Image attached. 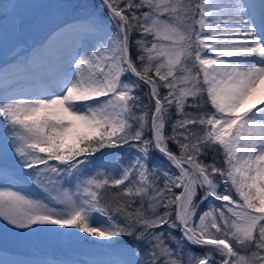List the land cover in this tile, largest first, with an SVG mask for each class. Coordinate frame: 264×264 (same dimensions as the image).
Masks as SVG:
<instances>
[{
    "label": "snow or ice",
    "instance_id": "6c2138e0",
    "mask_svg": "<svg viewBox=\"0 0 264 264\" xmlns=\"http://www.w3.org/2000/svg\"><path fill=\"white\" fill-rule=\"evenodd\" d=\"M0 51L6 231L86 246L48 264H264V0H0Z\"/></svg>",
    "mask_w": 264,
    "mask_h": 264
},
{
    "label": "rangeland",
    "instance_id": "374dc122",
    "mask_svg": "<svg viewBox=\"0 0 264 264\" xmlns=\"http://www.w3.org/2000/svg\"><path fill=\"white\" fill-rule=\"evenodd\" d=\"M37 2L40 3H52L54 0H37ZM38 12L46 11L45 9H38L36 10ZM33 38L36 36V33L32 34L30 33ZM6 62L5 56L3 51H0V64H4ZM19 189L23 192L28 194L29 196L33 198H44V193L36 188L35 186H32L31 184H28L26 182H21L17 185ZM27 233L23 235H16L15 233L8 232L3 227V224L0 223V245H5L7 247H21L22 246V236L26 235ZM86 247L82 245L79 242H76L71 245L67 246H57V247H46V248H36L31 247V245L26 244L23 248L26 253L24 255L22 254H16L9 252L7 250L0 249V260H18V261H24L26 264H48L49 261H53L55 259L59 260H70L80 257L81 250ZM22 248V247H21ZM32 252V253H31Z\"/></svg>",
    "mask_w": 264,
    "mask_h": 264
},
{
    "label": "trees",
    "instance_id": "16d2710c",
    "mask_svg": "<svg viewBox=\"0 0 264 264\" xmlns=\"http://www.w3.org/2000/svg\"><path fill=\"white\" fill-rule=\"evenodd\" d=\"M34 34V32L32 33ZM115 191L114 189L112 190ZM202 207H206L202 206ZM27 234L22 236V248L21 247H7L5 245H0V248L3 250H7L12 253L22 254L26 253L27 251L24 250V246L26 244L31 245V247L36 248H46V247H57L59 246H67L76 243V241L70 239L67 234L66 230L64 234L55 231H34V232H26ZM32 253V252H31Z\"/></svg>",
    "mask_w": 264,
    "mask_h": 264
},
{
    "label": "bare ground",
    "instance_id": "6f19581e",
    "mask_svg": "<svg viewBox=\"0 0 264 264\" xmlns=\"http://www.w3.org/2000/svg\"><path fill=\"white\" fill-rule=\"evenodd\" d=\"M4 64H0V93H3L6 88L9 91H13L15 89V87H16V85L12 83L13 76H12V74L10 72L7 74L8 82L5 83V73H4V67H3Z\"/></svg>",
    "mask_w": 264,
    "mask_h": 264
}]
</instances>
